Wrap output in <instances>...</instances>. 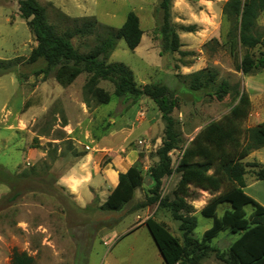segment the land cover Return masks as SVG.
Segmentation results:
<instances>
[{"label":"rangeland","instance_id":"374dc122","mask_svg":"<svg viewBox=\"0 0 264 264\" xmlns=\"http://www.w3.org/2000/svg\"><path fill=\"white\" fill-rule=\"evenodd\" d=\"M38 1L52 23L57 22L58 9L71 17L92 15L117 28L129 11L135 12L143 31L139 44L131 50L118 39L107 62L128 66L138 86L165 84L178 97L179 106L172 115L184 142L234 103L228 95L217 100L205 91L190 90L178 77L199 68L214 67L219 78L238 82L247 91L250 110L246 125L264 119V68L248 74L237 69L245 51L241 48L235 54L229 50L232 22L222 12L226 0H170V20L181 46L164 55L159 52L160 0ZM181 25L193 29L187 31ZM256 28L264 37V10ZM72 43L85 51L93 43L92 36L73 37ZM35 45L26 20L19 15L18 0H0V59L11 62L10 70L0 73V264H11L14 251L32 256V264H165L144 221L152 217L181 239L178 221L157 203L139 205L153 186L148 169L157 159L154 151L163 136L160 112L144 95H114L113 84L103 79L97 85L109 92V102L91 100L87 105L82 92L89 74L82 71L68 86L60 85L54 79V67L46 69L42 58L30 60ZM148 118L152 124L144 120ZM120 142L135 144L142 153V184L118 210L100 208V195L105 193L94 192L91 201L80 206L58 182L60 176L72 158L86 149L84 143L115 147ZM179 154V149L170 153L173 166ZM107 160L104 156L101 163ZM243 161L247 164L245 179L251 182L255 180L251 163L264 164V146ZM176 180L175 173L163 177L161 195L169 194ZM192 196L197 221L194 235L201 246H231L238 251L240 264L261 262L264 230L253 225L241 230L257 210L252 203L244 204L240 192H233L210 211L207 203L213 194L196 191ZM200 264L219 261L211 253Z\"/></svg>","mask_w":264,"mask_h":264},{"label":"trees","instance_id":"16d2710c","mask_svg":"<svg viewBox=\"0 0 264 264\" xmlns=\"http://www.w3.org/2000/svg\"><path fill=\"white\" fill-rule=\"evenodd\" d=\"M159 6L162 10L159 52L164 55L179 51L181 42L170 20V0H160ZM262 10L264 0H226L222 4L223 14L232 22L229 50L235 54L241 48L245 51L236 64L237 69L244 74L256 68H264V37L256 28ZM18 11L36 41L30 52L31 61L42 58L46 69L54 67V79L64 87L71 84L82 71L89 74L82 92L83 101L87 105L91 100L98 104L109 102V92L97 85L103 79L113 84L114 95H144L154 102L160 112L164 121L163 136L154 151L157 159L148 169L153 186L145 201L139 205L157 203L178 221L181 239L152 217L144 221L164 263L200 264L213 253L219 264H240L238 251L234 247L219 249L211 245L201 246L200 240L194 235L197 221L190 200L194 197L192 189L206 190L213 194L207 203L211 207L207 208L212 211L221 198L240 192L241 197H244L242 202H250L257 209L251 214L253 216L249 225L241 230L251 225L264 230V207L243 191L247 173V164L243 160L253 150L264 146V119L254 125H246L250 110L247 91L241 89L238 82L231 84L227 79L219 78L218 70L210 66L178 75L187 82L190 90L205 91L217 100L228 95L234 101L226 112L205 123L184 142L172 115L173 110L179 106L178 97L165 84L152 82L138 86L128 66L122 62H107L118 39L122 38L131 50L139 44L143 31L135 12L129 11L123 23L114 28L98 22L92 15L71 17L58 9L55 10L57 22L52 23L48 19L46 7L38 0H18ZM180 28L187 31L193 29L184 25ZM88 36H92L93 43L85 51H80L72 43L73 37ZM10 68L9 60L0 59V73ZM175 149H179L180 154L173 166L170 153ZM141 158L142 153L139 152L136 161L125 172L118 174L117 184L100 208L118 210L133 197L135 188L143 182ZM251 167L255 180L264 179V164L252 162ZM172 173L177 176L176 183L169 194L161 195L162 179ZM258 244L262 246V243ZM242 254L249 256L247 252ZM32 262L33 257L26 252L14 251L12 254L11 264ZM259 264H264V258Z\"/></svg>","mask_w":264,"mask_h":264},{"label":"crops","instance_id":"0c3cea01","mask_svg":"<svg viewBox=\"0 0 264 264\" xmlns=\"http://www.w3.org/2000/svg\"><path fill=\"white\" fill-rule=\"evenodd\" d=\"M144 120L149 124L153 123L151 118ZM149 130L147 127L146 132ZM84 144H87L86 149L72 158V164L58 181L67 188L80 206L88 204L94 192L98 195L105 193L103 197L100 195L101 200L104 201L110 190L117 184L118 174L125 172L136 161L139 151L135 144L129 145L124 142H120L115 147ZM104 156L108 160L101 163ZM73 185L74 188H72ZM192 190L206 191L196 188ZM243 191L264 206V179L246 181ZM192 200H190L191 204Z\"/></svg>","mask_w":264,"mask_h":264},{"label":"water","instance_id":"95a60500","mask_svg":"<svg viewBox=\"0 0 264 264\" xmlns=\"http://www.w3.org/2000/svg\"><path fill=\"white\" fill-rule=\"evenodd\" d=\"M154 241V240H153ZM154 243H155V241H154ZM155 245H156V243H155ZM156 247H157V245H156Z\"/></svg>","mask_w":264,"mask_h":264}]
</instances>
